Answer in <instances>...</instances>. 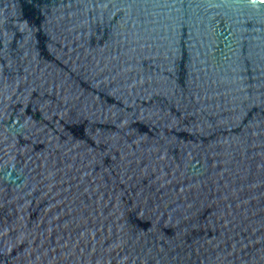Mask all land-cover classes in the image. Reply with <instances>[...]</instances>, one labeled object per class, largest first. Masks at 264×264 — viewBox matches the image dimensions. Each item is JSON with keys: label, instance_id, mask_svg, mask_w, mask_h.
Returning <instances> with one entry per match:
<instances>
[{"label": "water", "instance_id": "1", "mask_svg": "<svg viewBox=\"0 0 264 264\" xmlns=\"http://www.w3.org/2000/svg\"><path fill=\"white\" fill-rule=\"evenodd\" d=\"M0 264H264V0H0Z\"/></svg>", "mask_w": 264, "mask_h": 264}]
</instances>
